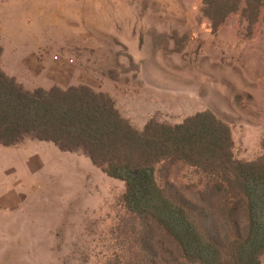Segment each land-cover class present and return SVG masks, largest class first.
Segmentation results:
<instances>
[{
  "label": "rangeland",
  "instance_id": "1",
  "mask_svg": "<svg viewBox=\"0 0 264 264\" xmlns=\"http://www.w3.org/2000/svg\"><path fill=\"white\" fill-rule=\"evenodd\" d=\"M202 6L0 0V64L28 90L106 92L140 130L152 119L174 125L212 111L231 128L235 157L257 161L264 158V9L252 30L238 14L214 30ZM0 149L9 152L0 154V264H113L125 253L114 230L126 212L123 180L52 142ZM165 169L161 184L196 182L187 166Z\"/></svg>",
  "mask_w": 264,
  "mask_h": 264
},
{
  "label": "trees",
  "instance_id": "2",
  "mask_svg": "<svg viewBox=\"0 0 264 264\" xmlns=\"http://www.w3.org/2000/svg\"><path fill=\"white\" fill-rule=\"evenodd\" d=\"M202 5L214 30L235 14L252 30L264 0ZM2 52L0 45V58ZM27 139L82 153L125 182L126 212L114 230L127 250L113 264H261L264 158L238 160L231 128L212 111L174 125L152 119L140 130L106 92L88 85L28 90L0 64V144ZM166 164L193 169L196 182L161 184Z\"/></svg>",
  "mask_w": 264,
  "mask_h": 264
},
{
  "label": "crops",
  "instance_id": "3",
  "mask_svg": "<svg viewBox=\"0 0 264 264\" xmlns=\"http://www.w3.org/2000/svg\"><path fill=\"white\" fill-rule=\"evenodd\" d=\"M5 71V70H4ZM8 71V72H7ZM7 71H5L8 75H10V76H14V77H16V76H18L19 75V73H17L16 71H14V70H7ZM1 145V144H0ZM1 146H3V145H1ZM6 147H12V146H6ZM0 154H8L9 155V152L8 151H4L3 149H0Z\"/></svg>",
  "mask_w": 264,
  "mask_h": 264
},
{
  "label": "clouds",
  "instance_id": "4",
  "mask_svg": "<svg viewBox=\"0 0 264 264\" xmlns=\"http://www.w3.org/2000/svg\"><path fill=\"white\" fill-rule=\"evenodd\" d=\"M85 156V155H84ZM90 160V159H89Z\"/></svg>",
  "mask_w": 264,
  "mask_h": 264
}]
</instances>
